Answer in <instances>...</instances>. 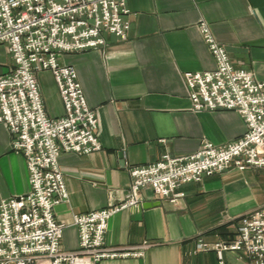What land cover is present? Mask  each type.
<instances>
[{
	"label": "crops",
	"instance_id": "obj_1",
	"mask_svg": "<svg viewBox=\"0 0 264 264\" xmlns=\"http://www.w3.org/2000/svg\"><path fill=\"white\" fill-rule=\"evenodd\" d=\"M127 7V40L105 34V49L64 58L77 69L89 107L99 113L102 144L94 154L61 155L69 198L54 215L65 225V252L80 249L75 216L124 200L130 168L151 165L167 153L193 155L204 141L226 146L245 134L236 112L192 109L185 75L216 69L203 25L236 69L264 82V0H128ZM12 63L7 46H0V76ZM38 80L46 112L62 118L66 112L53 74L40 73ZM30 190L26 158L14 151L9 129L0 124V204ZM183 191L186 198L176 205L143 190L139 209L113 216L107 248H145V254L99 264H220L216 251L196 253L199 240L229 242L240 219L264 206V168L228 170ZM224 255V264H251L245 255Z\"/></svg>",
	"mask_w": 264,
	"mask_h": 264
},
{
	"label": "built area",
	"instance_id": "obj_2",
	"mask_svg": "<svg viewBox=\"0 0 264 264\" xmlns=\"http://www.w3.org/2000/svg\"><path fill=\"white\" fill-rule=\"evenodd\" d=\"M128 0H0V46L12 57L0 76V124L9 129L13 149L22 154L30 172L31 190L0 204V264H99L111 259H140L145 248L109 249L110 219L126 209H139L149 189L172 204L185 197L184 186L228 170L264 168V82L236 69L230 55L209 27L205 42L216 69L185 75L192 109L233 111L246 123L239 140L218 146L204 141L190 156L169 153L159 161L130 168L131 186L124 200L108 208L74 217L80 249L65 252V225L54 209L69 198L60 168L61 155H90L102 150L99 113L91 109L77 69L64 58L78 52L103 50L105 34L127 40L131 29ZM50 71L57 83L65 115L46 112L38 75ZM236 237L211 245L199 240L196 253L216 251L245 255L264 264V206L241 219Z\"/></svg>",
	"mask_w": 264,
	"mask_h": 264
},
{
	"label": "rangeland",
	"instance_id": "obj_3",
	"mask_svg": "<svg viewBox=\"0 0 264 264\" xmlns=\"http://www.w3.org/2000/svg\"><path fill=\"white\" fill-rule=\"evenodd\" d=\"M66 57H68V56H66ZM43 81L45 82V79H44ZM241 219H242V218H241ZM241 219H240V221H239V227L241 226V225H240V223H241ZM239 227H238V228H239Z\"/></svg>",
	"mask_w": 264,
	"mask_h": 264
},
{
	"label": "water",
	"instance_id": "obj_4",
	"mask_svg": "<svg viewBox=\"0 0 264 264\" xmlns=\"http://www.w3.org/2000/svg\"><path fill=\"white\" fill-rule=\"evenodd\" d=\"M122 157V156H121ZM145 207V206H144Z\"/></svg>",
	"mask_w": 264,
	"mask_h": 264
}]
</instances>
